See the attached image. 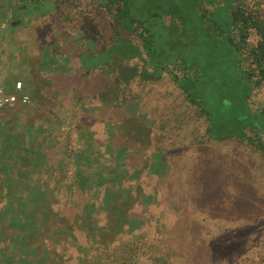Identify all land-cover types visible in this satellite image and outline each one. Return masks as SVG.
Segmentation results:
<instances>
[{
  "label": "rangeland",
  "instance_id": "1",
  "mask_svg": "<svg viewBox=\"0 0 264 264\" xmlns=\"http://www.w3.org/2000/svg\"><path fill=\"white\" fill-rule=\"evenodd\" d=\"M235 3L0 0V94L29 96L0 106V264H198L264 239V150L209 140L203 113L264 143V90L224 42Z\"/></svg>",
  "mask_w": 264,
  "mask_h": 264
},
{
  "label": "trees",
  "instance_id": "2",
  "mask_svg": "<svg viewBox=\"0 0 264 264\" xmlns=\"http://www.w3.org/2000/svg\"><path fill=\"white\" fill-rule=\"evenodd\" d=\"M247 6V0H236V3L232 6L228 18L229 20H227V25L232 36L224 38V42L228 47H233L234 55L241 57V61L245 64L246 68V72L244 71V73H247L252 79V89L256 87L264 90V14H261L258 10L252 9V11ZM252 34H255L257 37L255 43L251 42ZM145 37L149 39L148 36L145 35ZM216 73L219 82L225 81L226 84H228L229 90L226 91L228 100L231 99L232 102H237L242 105V99L234 92H231V86L233 85L235 78H238V74L234 72V75L232 74L230 77L229 73L224 72L219 74L217 70L214 72V75ZM240 73H242V70H240ZM239 85L240 88L242 87V90H250V85L245 82H239ZM180 87L184 88L188 98L192 95V101L195 102V97H193L192 94L194 91H190L189 88L184 87L182 84H180ZM233 88H235V86H233ZM201 92V90H196L194 96L201 94ZM238 94L240 95L241 91H239ZM242 107L244 109L243 114L245 111H249L245 106L242 105ZM222 109L223 110H217V112H211L209 108H203V113L209 122V128L207 131L209 140L222 141L232 137L240 142H245L264 150V143L262 142L260 133L255 132L253 135V131H256L255 127L250 126L247 128L242 125V129L239 131L231 130V126L235 121L230 122L227 120L229 117L228 111H230L229 107H222ZM218 117H222L224 121L220 123ZM226 128L228 129V132L226 131ZM118 166L121 165L119 164ZM122 170L123 169L119 170L117 174L123 173L122 175H128L125 170ZM137 198H139V196H137ZM140 202L141 199L139 198L136 204L138 205ZM200 211H203V208L199 209L198 212ZM130 219L132 222L138 220L137 217H132ZM199 219L204 222L202 228L197 229V226H200L201 223L198 221L194 222L192 218L185 227V229H189L192 225L193 230H195L192 239L195 242H199L205 232L208 235L213 236L212 230L206 221V217ZM178 220L181 221L183 219L178 218ZM211 222L212 224L215 223L213 220ZM210 241L213 243L214 240L210 238ZM231 246L229 239L224 238L218 246H214V248L212 247L210 249L209 255L207 256H205L199 249L196 253L197 258H195L194 261L198 264H264V239L257 237L255 234H251L247 237V240L241 249H238L237 247L232 249L230 248ZM163 256L165 259L170 257L169 255L164 254Z\"/></svg>",
  "mask_w": 264,
  "mask_h": 264
},
{
  "label": "built area",
  "instance_id": "3",
  "mask_svg": "<svg viewBox=\"0 0 264 264\" xmlns=\"http://www.w3.org/2000/svg\"><path fill=\"white\" fill-rule=\"evenodd\" d=\"M17 89L21 90V83L18 82ZM21 99L23 102H26L29 99V96L25 93H21L19 96L15 94H0V106L11 105Z\"/></svg>",
  "mask_w": 264,
  "mask_h": 264
}]
</instances>
